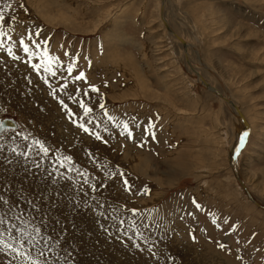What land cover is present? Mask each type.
Returning <instances> with one entry per match:
<instances>
[{"label":"rangeland","instance_id":"1","mask_svg":"<svg viewBox=\"0 0 264 264\" xmlns=\"http://www.w3.org/2000/svg\"><path fill=\"white\" fill-rule=\"evenodd\" d=\"M0 13V120L17 124L0 132V196L17 226L40 227L64 258L63 237L80 257L101 236L85 264H264V0H0ZM225 98L248 123L234 159L245 125ZM56 184L63 197L46 192Z\"/></svg>","mask_w":264,"mask_h":264},{"label":"snow or ice","instance_id":"2","mask_svg":"<svg viewBox=\"0 0 264 264\" xmlns=\"http://www.w3.org/2000/svg\"><path fill=\"white\" fill-rule=\"evenodd\" d=\"M20 7H23V5H20ZM0 16H2V13H0ZM13 19H15V17ZM0 35H3V33H0ZM9 39H11V37H9ZM19 43H20V47L23 48V51L25 53H28L29 46L28 44L24 42L23 37L20 38ZM43 43L46 44L48 42L44 41ZM0 47H3V45H0ZM7 54L8 56L13 57V51L11 47L7 48ZM14 59L18 60L19 57L15 56ZM52 59L54 60L55 57H52ZM32 67L38 68L39 65L33 64ZM45 70L47 71L48 69L46 68ZM68 71L71 72V65L69 66ZM52 75H55V73H52ZM75 79L76 80L86 79L84 72L80 71L79 74L75 76ZM45 83H47V81H45ZM91 87L93 91H98L95 85H91ZM60 104L64 107L65 111L69 112V119L72 121L73 124L78 123L79 128L83 132L85 133L90 132V128L85 126V123L78 122L76 119H73V113L69 111L68 106L64 103L63 100L60 101ZM79 105H80V108L83 109L85 113L91 111V109L84 103L83 100L79 101ZM100 107L101 108L104 107L103 103L100 104ZM105 115H107V113H105ZM109 119H112V117H109ZM121 134L122 135L127 134V137L129 139L132 138V132L129 130V126L126 123L124 124V132H122ZM16 135H19V134L17 133ZM246 136H247V133H242L239 136V144L236 145L237 153L240 152L241 147L244 145ZM153 138H155V136H153ZM96 139L99 140L101 139V137L97 134ZM34 143L39 146L40 152L44 154H48L49 149L44 144H42L39 140H35ZM0 147H2V145H0ZM27 147H28V150L20 152L19 155L23 157H28L29 150H31L32 145L29 144ZM10 151L16 152L17 149L11 148ZM64 159L70 162L72 158L69 156V157H64ZM57 175L58 176L60 175L58 171H57ZM120 175L121 177H123V173H121ZM85 183H87L86 180H85ZM123 183L125 185V191L129 190L131 186L128 184L126 179L123 181ZM103 186L104 185L101 183L100 187H103ZM92 188L93 190H95L96 184H93ZM36 199L39 200L40 197H37ZM193 203H195V201H193ZM28 204L30 205L33 211H35L36 213L40 212L41 205L39 203L35 202L34 200H29ZM0 206H4L6 208L5 216L0 217V226H2L0 227V247H2V249L7 253V255L12 257V259L9 261V264H15L16 260H19L20 264H59V257H56L55 259L45 258V257H49V254L55 252V246L50 244L51 238L48 235L41 234L40 227L33 228L34 234H30L29 232L24 231L23 228L17 226L16 224V221L19 219V216L12 214L13 207H18V206L11 205L9 203V200L4 196H0ZM196 206L199 207L198 204ZM74 208L80 209L81 204L79 202L76 203L74 205ZM83 210L91 211L90 206L86 201L83 202ZM121 224H123V221H121ZM232 227L235 228L236 226L232 225ZM5 232H7V236H8L7 239L5 238ZM103 232L105 235L111 238V234L108 232L107 229H103ZM13 233H15V235ZM21 237H28V239L24 241L21 239ZM116 239L119 240L120 239L119 236H117ZM25 243L29 246L28 250H25ZM135 247H139V246L135 245ZM221 247H223V245H221ZM149 251H151V245H149ZM32 252L36 253L35 257L31 254ZM152 254L154 255V253ZM65 264H69V258L67 256L65 258Z\"/></svg>","mask_w":264,"mask_h":264},{"label":"bare ground","instance_id":"3","mask_svg":"<svg viewBox=\"0 0 264 264\" xmlns=\"http://www.w3.org/2000/svg\"><path fill=\"white\" fill-rule=\"evenodd\" d=\"M178 36V35H177ZM179 37V36H178ZM180 40H182L181 38H180ZM183 41H185V40H183ZM204 69V68H203ZM199 72V71H198ZM201 78V77H200ZM34 94V93H33ZM39 104V103H38ZM38 107V106H37ZM40 108H41V106H40ZM47 114V113H46ZM43 116V115H42ZM54 116V115H53ZM52 117V116H51ZM44 118V117H43ZM42 118V119H43ZM59 118V117H58ZM58 118H56V116H55V118H47V119H45V121L44 122H48V123H50V124H52L53 126V128L55 127L56 128V126L57 127H59L60 128V131H61V137L63 138V136L62 135H65L67 138H69L70 139V133L71 132H69L70 131V129H68V127H67V125L65 124V122H63L62 120H58ZM55 124V125H54ZM51 128V127H50ZM52 129V128H51ZM62 129V130H61ZM246 129V128H245ZM245 129H244V131H245ZM55 130H57V129H55ZM69 130V131H68ZM73 130V129H72ZM51 132V131H50ZM57 132V131H56ZM52 133V132H51ZM63 133V134H62ZM57 135V134H56ZM40 138V137H39ZM61 138V139H62ZM65 138V137H64ZM66 139V138H65ZM68 139V140H69ZM60 141V140H59ZM62 141H63V139H62ZM72 141V140H71ZM70 140H69V142H71ZM73 144H71V146H72ZM65 146H68L69 147V145H65ZM80 148V147H79ZM71 149V148H70ZM76 151V150H75ZM79 157H81V156H79ZM82 158V157H81ZM252 175V174H251ZM29 176V175H28ZM21 179V178H20ZM22 180H25V182L26 183H28V185H30L31 184V181H29L28 180V178L26 177V176H23L22 177ZM42 184V183H41ZM27 185V186H28ZM32 185H34V184H32ZM58 184H56L55 186H52V187H50V188H54L55 190H56V192H55V190H53V189H51V190H48V189H50V188H48L47 189V193H49V194H51V195H53V196H57V195H62L61 193H59L58 191H57V188H58ZM254 186V185H253ZM42 187V186H41ZM34 188V187H33ZM41 189H45V187H43V188H41ZM32 190V189H31ZM36 190H37V188H36ZM70 190V189H69ZM72 190V189H71ZM32 192V191H31ZM71 195V194H70ZM33 197V196H32ZM36 197V196H35ZM40 197H41V195H40ZM60 197V196H59ZM62 197H63V195H62ZM62 197H60V198H62ZM74 198V197H73ZM72 198V200L73 201H77L76 199H78V198H74L73 199ZM23 199H24V197H23ZM33 200V199H32ZM83 199H78V201H82ZM75 204H76V202H75ZM28 206V205H27ZM74 206V205H73ZM30 207V206H29ZM30 209V208H29ZM75 210V209H74ZM79 210V209H78ZM57 210H55V212H56ZM54 212V213H55ZM67 212L68 213H72V212H69V210H67ZM78 212V211H77ZM76 212V213H77ZM80 212V211H79ZM1 213V212H0ZM52 213H53V211H52ZM58 213V212H57ZM60 213V212H59ZM28 224V223H27ZM85 225H86V223H85ZM85 225H84V227H82V229L83 230H86V228L87 227H85ZM2 227V226H1ZM32 228V227H31ZM81 229V230H82ZM86 232H88V231H86ZM86 232H85V234H86ZM90 234H91V232H89ZM88 234V233H87ZM79 236V235H78ZM82 236V235H81ZM84 236V235H83ZM82 236V237H83ZM63 237V236H62ZM87 237V236H86ZM100 237V238H99ZM88 238V237H87ZM58 239V238H57ZM61 240V239H60ZM95 240H97V241H100V242H102L103 241V239L101 238V236H95V237H93L92 236V238H91V240H84V242H83V244H84V246L83 247H86V250H84V251H81L82 253L81 254H79L80 255V257H78V256H76V255H74L73 253H74V251H76L77 249V247L76 248H74L75 246H72V245H74V241L71 239V237H63L62 238V240H61V242L62 243H64V244H67L70 248H71V253H65L66 255H67V257L69 258V264H80V263H86V260H89L90 261V263L91 262H93L94 261V256H95V253L93 252L92 254L91 253H89L88 252V249H90V248H93L96 244L98 245V242L97 241H95ZM109 240V239H108ZM76 241V240H75ZM60 242V241H59ZM82 244V243H81ZM100 244V243H99ZM77 245H79V244H77ZM90 245L91 246H93V247H90ZM81 246V245H80ZM79 246V247H80ZM81 246V247H82ZM78 247V248H79ZM90 247V248H89ZM80 250H81V248H80ZM79 249H78V252L80 251ZM82 250H83V248H82ZM60 252V251H59ZM77 252V251H76ZM63 255V254H62ZM72 255H74V256H76V257H78V258H76V260L74 261L73 260V257H72ZM56 256L58 257V255H56V252H54V254H51V258H56ZM46 258V257H45ZM89 261H87V262H89ZM75 262V263H74ZM59 264H65V258L64 257H62V256H59Z\"/></svg>","mask_w":264,"mask_h":264},{"label":"water","instance_id":"4","mask_svg":"<svg viewBox=\"0 0 264 264\" xmlns=\"http://www.w3.org/2000/svg\"><path fill=\"white\" fill-rule=\"evenodd\" d=\"M162 21L164 22L165 27L170 31V29H169V27H168L166 21L164 20V18H162ZM172 34H173V36H174L175 38H177V39L182 43L183 46L185 45V43L183 42V40H180V38L177 36L176 33L172 32ZM201 82L206 86V88H208L209 90H211V91L217 93V91H216L214 88H212V87L210 86V84L207 83V81H205L204 79H201ZM225 101H226L230 106H232V107L235 109L236 113L239 115L240 119H241L242 122L244 123L246 129H245V131H244L243 133H248V123H247L246 120L244 119V117H243L241 111L238 109V107L236 106V104H234V102H232V100L227 99V98H225ZM16 127H17L16 122H15L13 119H11V118L6 117V118H3V119L0 120V132L4 131V130H6V129H14V128H16ZM238 144H239V141H238ZM235 155H236V147H234V148L232 149V152H231V157H232V159L235 158ZM247 194H248L249 198L252 200V197L249 195L248 192H247ZM262 207L264 208V206H262Z\"/></svg>","mask_w":264,"mask_h":264}]
</instances>
